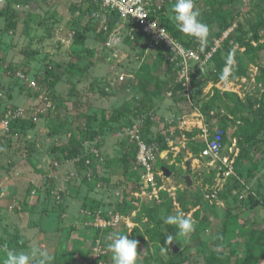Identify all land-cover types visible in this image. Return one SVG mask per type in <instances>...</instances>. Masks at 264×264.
Listing matches in <instances>:
<instances>
[{
  "label": "rangeland",
  "instance_id": "1",
  "mask_svg": "<svg viewBox=\"0 0 264 264\" xmlns=\"http://www.w3.org/2000/svg\"><path fill=\"white\" fill-rule=\"evenodd\" d=\"M210 1L196 0L195 6L203 18L211 14ZM257 3L264 5L261 0H233L235 17L231 25L236 26L230 39L242 34L251 38L250 28L259 12ZM79 4L70 0H31L22 7L12 5L13 13L0 18V101L7 103L0 102V114L10 110L18 112L21 119L33 122L36 119L33 127L32 122L26 120L23 135L16 131L0 139L3 179H0V260L6 258V251L18 252L38 246L53 256V264H113L106 238L116 232L138 241L137 264H205L210 254L208 247L227 224L234 231L226 232L223 264H264V238L248 248L250 229L264 230V205L252 210L241 207L238 190H229V185L233 186L229 179L222 182L219 200L223 204L218 210H212L203 200L198 207L195 205V196L203 198L216 183L215 171L208 174L204 167L208 162L199 158L203 148L199 140L201 132L196 136L198 146L193 147V136L200 130L202 120L196 118L199 116L194 115L186 101L152 100L149 96L154 86L149 81L146 96L138 90V76L144 81L149 72L161 81L171 76L166 70L156 68L158 52L148 50L145 40L137 43L124 33L122 44L107 47L103 19L90 17L80 9L84 4ZM75 38L79 39L77 43ZM251 44L258 47L255 41ZM259 44L264 46V39ZM229 45L230 53L239 51L243 56L246 53L245 47L237 43L229 42ZM224 48L225 45L222 52ZM258 64L264 66V53L258 59H245V75L237 79V85L228 81L219 84L223 91L236 93L227 92L229 97L215 101L210 112L203 114L200 110L203 118L214 120V130L225 129V126L227 131L242 129V118L250 110L264 111V86L260 82L264 74ZM58 66V81L51 91L42 84V78L46 70ZM64 67L67 68L64 70ZM82 69L84 73H80ZM210 81L207 77L203 80L200 88L207 92L200 98L215 97L220 92L208 87ZM114 113L119 120L108 122ZM142 117L147 118L141 128L145 141H150L157 133L170 136L173 132V149L159 156L158 166L162 172L158 171L161 177L157 182L163 189L153 192L154 198L140 195L137 188L123 193V187L119 186L122 149L131 144L126 129ZM219 118L220 125L216 122ZM101 120L106 121L102 130ZM87 122L92 124L91 131L96 132L93 140H97L98 148L91 144L95 158L102 162L104 157L110 162L108 167L93 163L101 177L93 190L83 181L94 175L89 159L85 162L89 164L86 170L78 160L58 164L52 155L55 146L67 144ZM190 136L193 138L189 140ZM261 138L264 139V132ZM236 139L239 147V138ZM8 142H12L10 148ZM28 144L34 147L32 154ZM225 146L228 148L226 142ZM28 153L31 155L26 156ZM224 154H229L227 149ZM260 160L264 164V156ZM185 177L190 178L189 187ZM246 185L264 198V169L254 173ZM227 190L232 196L237 194L236 201L230 193L228 199L224 197ZM87 197L101 201L100 211L94 215L83 209ZM122 201H126L127 208L122 209ZM149 209L153 211L151 220L146 215ZM67 210L68 217L63 215ZM178 213L190 217L195 230L186 237L180 236V245L167 244L155 234L160 228H163L161 231L175 228L164 224L163 218ZM224 213L229 215L226 220L220 218ZM89 216L93 220L88 219ZM90 227L104 230V238L99 235L94 245ZM248 253L250 256L245 257ZM103 256L107 260H100Z\"/></svg>",
  "mask_w": 264,
  "mask_h": 264
},
{
  "label": "trees",
  "instance_id": "2",
  "mask_svg": "<svg viewBox=\"0 0 264 264\" xmlns=\"http://www.w3.org/2000/svg\"><path fill=\"white\" fill-rule=\"evenodd\" d=\"M30 1L31 0H6V2L4 3V6L6 7H4V9L0 12V18H3L4 16L9 15L10 13L11 14L13 13V10L11 8L13 4L16 6L27 5ZM261 1H264V0H261ZM85 3L87 4V7H84L85 5H83L82 8L80 7V9L82 11H86V13H88L90 17H92V14L95 11H99L98 5L91 4L90 2L89 3L85 2ZM232 5H233V0H211L208 4V8H212L210 16H206V18H203L202 16H200L201 20L205 19L203 23H205L209 28V33H208L207 41H206L207 48H205V50L203 51L204 53L202 54V57L204 56V54H206L210 50V46L213 44V41L215 39L221 38L223 36V33L232 26L231 24L235 17ZM257 6H259V12H258L257 19L251 25V28H250L251 38L250 39L247 38L248 36L246 34H242L241 36H239L240 34H238L239 37L237 36L238 38H236V36H234V39L233 38L230 39L229 37L228 41L223 43V46L225 45V48H224L225 51L222 52V48H223L222 46L221 49L218 50L213 55V58L205 65L200 66L197 63L190 62L189 73H188L190 89L185 90L187 87L185 86L186 79L179 80L178 71H180L182 67L178 65L177 67L173 62H170L168 60L167 55H170L171 53L169 52L168 49L163 47V48L156 49V52H158V62H157L158 65L156 66V68L160 70H166V73L171 74V76H169L170 79L161 81L157 79L156 76L152 75L151 72H149L148 74L147 81H144L140 76H138L139 81L137 85L139 86L140 92L143 93L144 96L148 94V90L150 88L147 82L149 81L154 86L153 90L156 89L159 93L171 92L172 96L176 98V100H183L186 102H188L189 100H193V101L196 100L195 106H198L202 113L212 111L215 101L222 100L223 99L222 96H226V95L228 96L229 93L227 94V92H223V93L218 92L215 97L212 95L209 98H200L202 96V93H204V91L200 87L204 85L203 80H205L206 77L210 78L213 81V82L210 81L209 83H212L214 88H215V84H218V82H221V80L219 79L220 74L222 73L224 68L227 66L226 61H227L228 56L226 57V55H229L231 51V46L229 45V42L231 40H234V43H237L239 46L245 47L246 53L243 56L239 51L231 52L234 55L236 65L233 71V75H231L228 80L236 81L238 78H241L243 75H245V70H246L245 59H248V58L258 59V57L262 55V53H264L263 44H259V42L262 39H264V5L262 6V3H257ZM172 8H173V5L171 4L169 5V7L167 6L165 7V12L164 13L162 12V15L160 17V23L167 28L168 32L171 34V36L174 39L182 43L185 47L192 49L198 46L200 42L198 38H195L193 36L190 37L189 35H186L187 37L186 38L184 33L179 30V28L176 25V22L172 18L174 16V13L171 11ZM205 13L206 12H204V14ZM104 21L109 25V28H110L109 30L116 28L117 25L120 23V19L116 14L104 19ZM134 35L136 37L137 43L144 42V38L142 34L140 33V31L136 30ZM78 40H79L78 38H75V43H77ZM252 41H255L258 44L257 48H254L252 46L251 44ZM70 65L71 64H69V66ZM258 66L261 68V70L263 71L262 73L264 74V70H263L264 66L259 65V64ZM58 68L59 66L51 70H46V73L44 74L42 78L43 79L42 84L45 85L46 88L51 91L54 90L55 85L58 81V74H56V69ZM66 68L67 67H64V70ZM79 71L80 73H84L85 69H82ZM260 82L264 86V78L263 79L260 78ZM187 93L189 94V97H188L189 100L187 98ZM234 106L240 109V106L238 104H234ZM249 112H250L249 114H247L245 117L242 118V122H243L242 129L233 130V134L231 135V137L239 138L240 152L235 162V172L238 178L232 177L229 179L230 182L231 181L233 182V186L229 185V190H232V191L238 190L239 192L238 195L240 196L241 195L243 196L244 194V199L240 201L241 207L247 210H252L256 206L264 205V198L261 196H257V194L253 193L251 189H248L247 187L248 185H246V183L248 182V179L250 177H253L254 173L259 172L261 169L264 168V164L262 163V161L257 160L259 156L261 157L264 156V139L261 138V134L264 132V111H261L260 109L259 112H254V111L251 112V110ZM39 115H42V113L40 112ZM26 120L32 122L31 124L32 127H33V124H35L34 122H36V119H34V122L32 119H28V118L27 119H21V118L17 119L13 121V123L11 124L9 133H12L11 135H13L17 133L16 131H18L20 132V135H23L25 132L24 130H26V125H27ZM116 120H119V117L118 115L116 116L114 113L109 118L108 122L109 121L114 122ZM220 121L222 122V120L219 118L216 122L220 123ZM61 122L66 123V121H61ZM136 123L137 122H134V124ZM144 123L142 127L144 126ZM210 123L211 125H210L209 132L212 133L214 131L216 123L214 122V120L211 121ZM105 124H106L105 120L102 123H100L101 130L105 127ZM102 125H104V127H102ZM91 127H92L91 123L89 122L85 123L84 129L79 130L75 136H71L67 144L55 146L52 150V155L55 157L54 160L58 164L64 161L66 162V161L78 160L82 163L81 167L85 168L86 170L88 169V166L90 164L89 168L92 171H94V175L90 178L85 177L83 181L88 185V187L91 190H93L101 181V177L98 175L95 168H93L94 166L93 163L100 162V161L97 158H95L93 152L91 151L92 145L95 146L94 148H96V146L98 148L97 140L96 141L93 140L96 132L91 131L92 129ZM131 127H128V128H131ZM141 128H140V131H141ZM223 130L226 133V130L225 129ZM92 132H93V136L91 135ZM8 134L0 135V139L3 138V136H8ZM188 139L190 140L191 136ZM223 141L224 143L226 142V136L223 138ZM11 143L12 142L7 143L8 148L12 146ZM145 143L148 146H151L153 144L157 145L161 152L168 151V149L170 150V148H168L167 143H166V137L161 135L160 133H157L156 136H154V138L151 139L150 141L146 140ZM28 146L30 147L29 152L32 154L34 152V147L32 146V144H28ZM137 150H138V147H137L136 142H131L129 147L124 146L122 149V158L120 160L122 179L119 181V186L121 185L123 187L122 188L123 193H126V190L129 188L132 189L133 191L136 188L139 190L141 187L139 184L141 172L139 169L135 168L137 166V160H136ZM30 153L26 154V156H29ZM87 159H89V164L85 163ZM158 161H159V156H157L155 162L153 163V170L156 172L159 171ZM100 163H102V165L104 164L106 167L110 165V162L108 160L105 161L104 157L102 158V162ZM247 165L248 166L251 165L253 168L251 169L248 168L247 170L245 169V166ZM134 168L136 169V171L134 170ZM0 179L3 180L2 176H0ZM229 193H230V196H232V192L229 191L228 194L224 195V197L227 198ZM33 196L36 197V193H34ZM30 197H32V195ZM195 197H196L195 205H200V203H202L203 198L197 197V196ZM219 197H222L221 192L219 193ZM232 198L234 199V201H236L237 194L236 196H232ZM125 202L126 201L120 202L123 205L122 209L127 208ZM203 203H207V202L203 201ZM208 205L212 207L211 208L212 210H215V211L217 208H219L215 205H210V204ZM101 206H102L101 201L96 198L87 197L83 203V209H85V211H90L91 215L92 214L94 215L96 214V212H99ZM32 209L33 207H31V210ZM152 214H153V211L151 209L147 210L146 215L149 216L150 220L152 218ZM220 216L219 217L222 218V220H226V218H229L228 213L220 214ZM84 217H87V216H83L82 218ZM88 219L93 220L92 216H89ZM67 221L69 222L68 219ZM156 224H158L159 227H162L161 222L157 221ZM227 226L228 225L225 224L223 226V229H221L219 236L217 238V241L214 243V246L209 247L210 254H209V257L206 258L205 260L206 264H223L224 263L223 259L226 254L225 249L227 247L226 232L232 233L234 231V229L230 227L231 225L229 226L230 228H228ZM88 229L90 230L89 234L93 233L92 234L93 236L92 245H94L96 239H98L99 235H102L104 233L103 232L104 230H100L97 228L93 229L92 227ZM162 229L163 228H160L157 231V234H155V236L160 237L161 240L165 242L168 236H172L173 241L171 243H173L174 245H177V244L180 245L179 244L180 236L177 235L178 229L176 227L173 229L172 228L167 229L166 231H161ZM248 234L251 236V240L248 241V248L250 249H251V245L259 241L260 239L264 238V230L261 232L259 230L251 228ZM257 234L258 236H256ZM150 236H151V239L154 240V236L153 235H150ZM101 237L104 238L103 235ZM249 256L250 254L248 253L247 256L245 257H249ZM100 260L105 261L107 260V257L103 256L102 258H100Z\"/></svg>",
  "mask_w": 264,
  "mask_h": 264
},
{
  "label": "built area",
  "instance_id": "3",
  "mask_svg": "<svg viewBox=\"0 0 264 264\" xmlns=\"http://www.w3.org/2000/svg\"><path fill=\"white\" fill-rule=\"evenodd\" d=\"M83 2L95 4L99 6V11H95L92 14V18L95 20L103 19L105 26L102 28L106 34H108L106 46L109 48H115L123 42V33L126 38L131 40L135 39V31L138 30L142 34L144 40L147 42L148 50H156L157 48H166L171 53L167 55L170 62H173L176 66L182 67L178 71L179 80L186 79V89H190L189 85V64L190 62L197 63L200 66L208 63L216 51L220 48L222 40L226 39L231 33L232 29L225 32L220 40H214L210 50L204 54L203 51L207 48V45L203 46L199 42V45L194 48H187L182 43L174 39L168 32L167 28L160 23V17L162 12H165V7L168 4L173 3L175 0H82ZM6 2V0H0V7ZM195 2V0H194ZM117 15L120 19V23L116 28L109 30V25L104 19ZM123 30V31H122ZM163 30V31H162ZM177 66V67H178ZM189 94L187 93V98ZM189 100V98H188ZM192 100H189L190 106L195 112L194 115L203 118L201 112L194 106ZM10 110L4 111L0 115V135L8 134L10 132L11 124L13 121L20 119L21 116ZM146 118L142 117L131 128L126 129V133L131 142H136L137 150V167L141 169L140 183L141 187L138 190L142 196H148L154 198V193L157 189L159 191L163 187H159L157 177H161L159 172L153 170V163L157 156H161L163 152L160 151L157 145L153 144L148 146L142 139L140 128L145 122ZM201 138L205 141V148L201 152V157L206 158L209 163V167L216 166V184L208 190L203 196L204 201L210 205L219 207L223 202L220 201L219 193L222 189V182L232 177L238 178L235 172V159L238 155V150L231 148L230 155L224 156L223 151V136L224 132L221 129H217L212 135L209 130L201 127ZM173 132H170V136L166 138L167 146L173 149L172 140ZM181 145H183L180 142ZM235 149V152H234ZM158 199V198H156ZM244 199V195L239 197L241 201ZM117 219V218H116Z\"/></svg>",
  "mask_w": 264,
  "mask_h": 264
},
{
  "label": "clouds",
  "instance_id": "4",
  "mask_svg": "<svg viewBox=\"0 0 264 264\" xmlns=\"http://www.w3.org/2000/svg\"><path fill=\"white\" fill-rule=\"evenodd\" d=\"M81 3L86 4L82 0H81ZM195 3H196V0L195 2L194 0H175V3L172 8V12L174 13V16L172 18L176 22V25L180 31H182L186 35H189L190 37L193 36L195 38H198L201 45L203 46L204 44H206L207 36L209 33V28L205 23L201 21L200 12L196 8ZM235 26L236 25L231 26L228 30H230L231 28H235ZM106 35L108 38V34ZM230 35L231 33L228 35L226 39L222 40L221 46L218 50L221 49L224 42L228 41ZM221 38L215 39V40H220ZM230 43H234V40H231ZM152 51H156V50H152ZM226 64L227 66L224 68V70L220 74L219 79L223 83L225 81H228L227 83H232L235 86L237 85V82H238L237 80L236 81L228 80L229 77L233 75V71L236 65V61L232 53H229ZM122 80L123 78L120 77V81ZM221 82H218V84H220ZM220 90H222V88H220ZM225 90L227 91V89ZM167 95L170 97L172 96L171 92H168ZM194 106H195V103H194ZM195 107H197L200 111V108L198 106H195ZM4 111H7V110H3L2 114L4 113ZM217 129H221V128L220 127L216 128L212 133L210 132V135H212ZM223 132H224V136H223L224 138L225 131L223 130ZM204 146L202 150L205 148ZM223 146L224 148H223L222 154L224 156H227L224 154L225 149L228 150L229 152L228 155L232 156L229 150L233 147H235L238 150V155H239L240 147L237 146V139H233L232 144L228 148H226L225 143L223 141ZM166 153L167 152H165V154ZM200 157H201V153H200ZM207 162L209 163L208 160ZM210 168H213L216 171V166H213ZM136 169H139V167L136 166ZM139 170L140 172H142L141 169ZM159 172H162V171L159 170ZM216 175H217V172H216ZM139 184L141 185L140 181H139ZM163 222L166 225L176 226V228L178 229L177 235L181 237H186L195 230L194 221L190 217H186L183 213H178L177 215H168L163 218ZM106 239L108 241L106 243V247L113 254L112 255L113 264H137L138 241H136L135 239H129L128 235H121L116 232L110 233ZM172 241H173V237L168 236L166 243L170 244ZM0 264H53V256L50 255L47 250H43L38 246H34L29 250H21L18 252L6 251V258L0 260Z\"/></svg>",
  "mask_w": 264,
  "mask_h": 264
},
{
  "label": "crops",
  "instance_id": "5",
  "mask_svg": "<svg viewBox=\"0 0 264 264\" xmlns=\"http://www.w3.org/2000/svg\"><path fill=\"white\" fill-rule=\"evenodd\" d=\"M81 1V0H80ZM174 3H175V1H173V3H171V5H174ZM76 4V3H75ZM83 4V3H82ZM196 4V3H195ZM14 5V4H13ZM80 5V4H79ZM168 5H170V4H168ZM21 7L23 6V5H20ZM4 7H6V6H4V4L0 7V12L4 9ZM84 7H87V6H84ZM3 8V9H2ZM11 8H12V6H11ZM123 31V30H122ZM185 35V37H186V34H184ZM128 39H130V38H128ZM131 40V39H130ZM134 40H136V37H135V39H133V41ZM122 44V43H121ZM120 45V44H119ZM169 79H170V77H169ZM177 81H178V79H177ZM209 86H211V87H213V84L212 83H209L208 84V87ZM218 86V87H217ZM215 88H217L221 93H223V92H229V93H231L230 91H226V90H220V87H219V84H217V85H215ZM139 90V89H138ZM204 92H207V89L204 91ZM233 93H236V92H232V94ZM227 96V95H226ZM226 96H222V98L224 99V98H226ZM149 97H151L152 98V100H176V98H174L173 96H168L167 95V93H159L156 89L153 91V93L149 96ZM227 97H229V95L227 96ZM145 98V97H144ZM137 100V99H136ZM145 100H146V98H145ZM1 102V101H0ZM2 103V105H7V103L5 102V101H3V102H1ZM4 108H2V110H3ZM211 121L209 120V119H207V118H202V124L200 125V128L201 127H203V128H206L207 130H209L210 131V125H211V123H210ZM220 125V124H219ZM222 129V128H221ZM224 129V128H223ZM225 129H226V133H225V136H226V143L228 144V147L232 144V140L233 139H236V137H231V135L233 134V129L232 128H229V129H231V130H228L227 131V126H225ZM201 130V129H200ZM199 130V131H200ZM198 131V133L195 135V134H193V135H195V136H193V137H195L192 141L194 142V146L193 147H195V146H198V143L196 142V139H197V137H198V135L200 134V132ZM166 138L169 136V135H164ZM197 136V137H196ZM193 137H191V138H193ZM200 138V139H199ZM199 140H201L202 142H203V146L205 145V141L201 138V134L199 135ZM169 148V147H168ZM194 150H195V148H194ZM168 151H170L169 149H168ZM168 151H165V152H168ZM164 152V153H165ZM199 158L200 159H202V160H206L207 161V159H204V158H202V157H200V154H199ZM261 159V156H259L258 158H257V160L258 161H261L260 160ZM236 160H237V158H236ZM236 160H235V162H236ZM197 167V166H196ZM205 167V169H206V172L208 173V174H210L211 172H212V170H215V169H213V168H210V167H208L207 165L206 166H204ZM248 168H253L251 165L250 166H245V169H247L248 170ZM198 169H199V167H198ZM264 169V168H263ZM159 170H160V168H159ZM262 170V169H261ZM260 170V171H261ZM217 180V179H216ZM217 182V181H216ZM216 184V183H215ZM214 184V185H215ZM250 184V183H249ZM251 185V184H250ZM203 201H204V198H203ZM199 205H197V207H198ZM69 210H67V211H64V213H63V215L64 216H67L68 215V212ZM68 217V216H67ZM66 223V222H65ZM223 229V228H222ZM219 236V235H218ZM218 236H216L215 238H214V240L211 242L212 244L209 246V247H213L214 246V243L217 241V238H218ZM209 247H208V249H209ZM226 250V249H225ZM206 260V259H205ZM205 264H206V261H205Z\"/></svg>",
  "mask_w": 264,
  "mask_h": 264
},
{
  "label": "water",
  "instance_id": "6",
  "mask_svg": "<svg viewBox=\"0 0 264 264\" xmlns=\"http://www.w3.org/2000/svg\"><path fill=\"white\" fill-rule=\"evenodd\" d=\"M71 2L73 3H76V4H79L81 3L80 0H70ZM85 6H87V4H84ZM185 182H186V186L189 187L191 185V182H190V178L189 177H185Z\"/></svg>",
  "mask_w": 264,
  "mask_h": 264
}]
</instances>
